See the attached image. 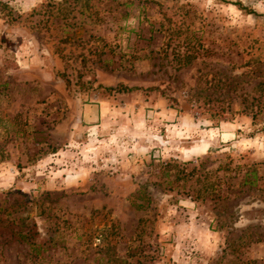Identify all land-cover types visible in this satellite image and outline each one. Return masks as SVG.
I'll use <instances>...</instances> for the list:
<instances>
[{
	"label": "rangeland",
	"instance_id": "1",
	"mask_svg": "<svg viewBox=\"0 0 264 264\" xmlns=\"http://www.w3.org/2000/svg\"><path fill=\"white\" fill-rule=\"evenodd\" d=\"M0 264H264V0H0Z\"/></svg>",
	"mask_w": 264,
	"mask_h": 264
}]
</instances>
